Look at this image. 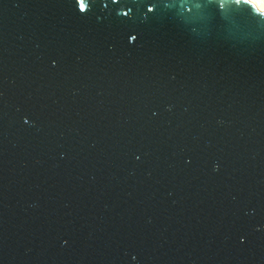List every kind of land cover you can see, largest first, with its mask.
<instances>
[{
  "label": "water",
  "instance_id": "obj_1",
  "mask_svg": "<svg viewBox=\"0 0 264 264\" xmlns=\"http://www.w3.org/2000/svg\"><path fill=\"white\" fill-rule=\"evenodd\" d=\"M85 4L0 0V264H264V16Z\"/></svg>",
  "mask_w": 264,
  "mask_h": 264
},
{
  "label": "snow or ice",
  "instance_id": "obj_2",
  "mask_svg": "<svg viewBox=\"0 0 264 264\" xmlns=\"http://www.w3.org/2000/svg\"><path fill=\"white\" fill-rule=\"evenodd\" d=\"M240 0H237L239 3ZM247 3L252 5L259 15L264 16V0H246ZM79 10L84 12L86 10L85 0H79Z\"/></svg>",
  "mask_w": 264,
  "mask_h": 264
}]
</instances>
